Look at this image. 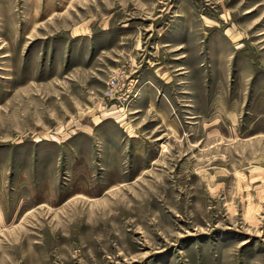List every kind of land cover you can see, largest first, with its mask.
<instances>
[{
  "label": "rangeland",
  "instance_id": "374dc122",
  "mask_svg": "<svg viewBox=\"0 0 264 264\" xmlns=\"http://www.w3.org/2000/svg\"><path fill=\"white\" fill-rule=\"evenodd\" d=\"M0 264H264V0H0Z\"/></svg>",
  "mask_w": 264,
  "mask_h": 264
}]
</instances>
